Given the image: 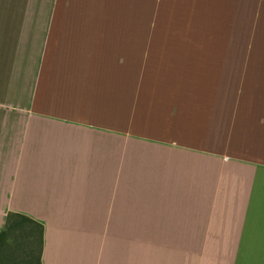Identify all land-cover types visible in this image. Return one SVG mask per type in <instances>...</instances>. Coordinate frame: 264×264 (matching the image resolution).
<instances>
[{
    "label": "crops",
    "instance_id": "obj_1",
    "mask_svg": "<svg viewBox=\"0 0 264 264\" xmlns=\"http://www.w3.org/2000/svg\"><path fill=\"white\" fill-rule=\"evenodd\" d=\"M19 1L2 244L27 218L39 264H264V0Z\"/></svg>",
    "mask_w": 264,
    "mask_h": 264
},
{
    "label": "rangeland",
    "instance_id": "obj_2",
    "mask_svg": "<svg viewBox=\"0 0 264 264\" xmlns=\"http://www.w3.org/2000/svg\"><path fill=\"white\" fill-rule=\"evenodd\" d=\"M27 230V227L21 228L17 231L18 233L16 232V238L11 237L3 244L0 243V264H39L40 242L38 236L34 243Z\"/></svg>",
    "mask_w": 264,
    "mask_h": 264
},
{
    "label": "trees",
    "instance_id": "obj_3",
    "mask_svg": "<svg viewBox=\"0 0 264 264\" xmlns=\"http://www.w3.org/2000/svg\"><path fill=\"white\" fill-rule=\"evenodd\" d=\"M12 218H13V216H9L8 219H7V223L11 224L12 223L11 222ZM24 221H26V223ZM28 222L30 223L32 221L30 219L23 218V220H20V222H14L13 225H12V228L15 229V230L16 229L20 230L21 228L27 227V225L25 226V224H27ZM27 229H28L27 232L29 233L30 238L32 237L34 240H36L37 234L41 235V232L38 233L35 229H32V228H27ZM18 230H16V231H18ZM16 231H14V232L16 233ZM5 234H6V232H3V233L0 234V243H2V241L5 239ZM38 240L39 241L41 240L40 236H39Z\"/></svg>",
    "mask_w": 264,
    "mask_h": 264
}]
</instances>
